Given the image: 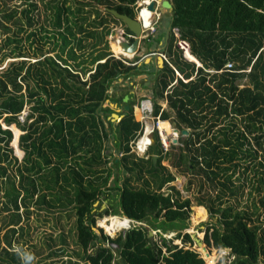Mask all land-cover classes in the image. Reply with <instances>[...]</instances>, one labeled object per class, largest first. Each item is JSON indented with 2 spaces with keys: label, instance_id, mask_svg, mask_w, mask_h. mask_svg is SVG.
<instances>
[{
  "label": "trees",
  "instance_id": "trees-1",
  "mask_svg": "<svg viewBox=\"0 0 264 264\" xmlns=\"http://www.w3.org/2000/svg\"><path fill=\"white\" fill-rule=\"evenodd\" d=\"M17 1L0 0V65L6 62L0 68V212L12 217L0 264H24L10 233L23 217L21 207L30 213L33 203L59 211L72 207L84 262L70 258L71 264H204L206 257L214 264L218 255H206L200 246L204 258L186 231L194 204L216 219L205 230L207 247L228 249L229 264H264L260 209L252 198L264 190V0H172L168 32L146 38L149 44L153 39L163 44L169 61L138 64L139 56L120 58L107 51L91 60L93 68H82L84 61H78L84 36L96 37V28L108 18L122 22L101 7L135 17L139 0ZM41 14L45 24L30 30ZM174 27L201 65L183 56ZM54 38L62 51L70 47L68 57L33 52L35 61L19 59L31 57L22 53L23 40L31 48ZM82 71L89 73L86 79ZM141 74L153 75L151 115L180 131L178 143L166 150L155 129L156 147L150 145L149 157L133 149L144 132L134 114V84L140 83V91L148 79L119 82L121 76ZM106 102L122 104L120 120L111 119L114 110ZM12 124L24 132L18 142L22 161L12 145ZM166 158L189 174L185 190L198 186L195 199L171 184L176 175L162 163ZM246 192L252 198L247 202ZM102 196L115 201L106 215H125L141 225L115 237L102 227L96 230L97 216L105 215L94 211ZM260 201L264 204L262 195ZM199 209L197 218L204 216ZM150 228L176 234H161L159 241L149 235Z\"/></svg>",
  "mask_w": 264,
  "mask_h": 264
},
{
  "label": "rangeland",
  "instance_id": "rangeland-1",
  "mask_svg": "<svg viewBox=\"0 0 264 264\" xmlns=\"http://www.w3.org/2000/svg\"><path fill=\"white\" fill-rule=\"evenodd\" d=\"M20 2L21 0L17 1V3L19 4ZM70 2L72 4L75 3L74 0H70ZM140 3H143L142 0H139L137 2L136 8H135L136 17L139 16L140 10L143 7ZM19 7L20 9H22L23 5ZM101 9L103 10V14H104L106 9L103 6L101 7ZM161 17H162L161 19L160 18L155 19L158 22L159 26H156L154 22V18L152 19L153 23L150 26V28L147 27L146 28L147 31L145 30L143 32V38L141 41L139 52L135 54V56H131V57H127L125 55L114 52V47L116 46L115 44L116 43L118 44L117 40L119 38L120 39L125 38L131 41V37L127 35L128 32L123 22H114L108 18L107 22L104 25H99L96 28L98 32L96 33V37L94 36L85 37L84 36L86 47L83 49L84 50L83 55L78 60V61H84L83 64H81L82 68L83 67H86V68L95 67V64H90V62L92 59H94V57H97V55L101 52L109 51L113 53V55L115 56L117 55L116 57L135 59V57H138V56L142 58L143 54L146 51H150L152 49L163 51L164 46L161 43L157 44V42H155L156 41L155 39H153L152 44H149L146 41V38H148L150 35H153L156 37L159 34L168 32L167 30L170 27L168 23H170L171 11H168V12L166 11L165 13L163 12L161 14ZM40 19L41 21L33 25L30 28V30L35 29V27H40L42 24H45L43 22V14H41ZM107 29H110V31ZM25 34H26L25 31L20 32L21 37H24ZM78 35L80 34L78 33ZM167 39H168V36L163 41L164 42L168 41L169 39L168 40ZM59 44H60L59 40H56L54 38L48 41L46 40L44 44H40L39 42H36L33 45V47L30 48L27 41L23 40L22 53L23 55H31V57L24 56V57H19V59H28V60L30 59L31 62H33L36 60L34 58L33 52L34 53L37 52L38 54L45 53L44 56H47L50 58L58 57L59 54H61L63 57H68V52H69L70 47L68 46L64 51H62ZM72 45L75 46L76 43L73 42ZM78 52L79 54H82L80 50H78ZM161 53L162 54L165 53L168 59H170L167 51L157 52V54H155L154 56L160 57L162 56ZM184 54L189 60L198 61L199 63V60L191 53L188 47H186L183 50V56ZM7 60L8 61L12 60V58H8ZM72 62L74 61H71V63ZM72 64L75 67L76 62ZM5 65H6V62L3 63V65H0V68H3ZM159 66H161V64ZM80 73L84 79H86L89 76V73L86 75H84L83 71ZM145 76L146 75H144L143 77ZM140 78H142V76L141 77L138 76L137 78H135V80H139ZM127 79H128V76H121V78H119V82H122L125 85L127 84ZM147 79H148V84L146 87H142L141 90L139 91L138 87H140V83H137L136 85L137 87L134 88V91H137L136 96H135L137 103L134 105V114L137 120H141L143 122L144 124L143 130H145V126L147 124H150L151 127L157 126L156 125L157 123H155L156 119L154 116L151 115L152 110H150L149 108L151 106V108L153 109V100H152L153 90L151 88L154 82L153 75H148ZM115 83L116 81H113V83L109 86V92L112 91ZM107 104L108 102L105 103V105ZM115 104L116 106L110 105L113 108L114 112L118 114L123 112L122 104H117V103ZM163 106H166V103H163ZM29 107H30V104H28L25 107L26 112L29 111ZM161 123L163 124L162 126L164 127V129H166L169 132L167 133V135H168L170 144L171 143L177 144L180 131L178 132V134L177 132L175 135L171 134L173 130L175 129L172 123H170V121H161ZM10 127L13 129V132H14V138L12 141V145L15 148V151L19 157V160L22 161L25 153H24V150L20 148L18 144V140H19L20 135L24 132L20 128H18L15 124H12ZM150 137H151V145H152V143H154L153 132L150 134ZM111 142L112 141H110V143ZM169 149H171L170 146H169ZM17 150H20L22 152L20 153ZM134 153L137 156L143 155L142 153L140 154H138L137 152H134ZM149 153L150 152L148 150L147 153L143 155L142 157H149L150 155ZM162 163L168 166L171 169V171H173L176 175V179L171 184L176 185L184 193V195L191 196L195 199V195L200 193L197 190L198 189L197 185L194 184L189 191L185 190L187 181L190 178L189 174H184L177 168L173 167L170 164V160L168 158L164 159ZM248 195H249L248 192H246L245 202H247L249 199L252 200V198H255L257 200V203L260 209L258 223H260L262 226L260 229V234L264 235V204H262L260 201L261 195L264 197V190L261 192V194H258L257 192H255L252 198H249ZM114 202L115 201L113 199V196H109V197L102 196V198L96 203L97 208L94 211H96L97 213L102 212L103 214H105L102 217L97 216L98 218L97 227L98 226L100 228L102 227L105 233H107L111 237H115L124 229H128L132 226L141 225L140 222L130 220L128 227L116 230L112 233L109 232L106 228V224L108 223L107 218L113 215L112 214L106 215V212L108 209H110V207H112V204ZM199 206H200L199 211L203 213L204 216L197 218L196 208ZM31 209L32 211L30 213H27L25 212L24 208L21 207L20 211L22 212L23 217L17 226V231L15 233H10V237L12 238V244L17 250L20 251L21 257L24 259V264H71L69 262L70 258L73 259L72 260L73 262L77 259L80 260L81 258L79 255H82L83 251L77 242L76 216H75L74 211L72 210V207H68L65 210L59 211L54 208L52 209L48 208L47 204L41 207L33 203V205L31 206ZM119 216L124 217L125 215H119ZM11 218H12L11 212H6V211L0 212V250L2 249V247L5 246L3 236L6 233V231L11 227L10 225ZM212 222H216V219L210 218L207 209L204 206L194 204L192 206L191 224L189 228L186 229V231H190V233L192 234L194 233L199 238H201L202 241L205 243L204 241L205 230L208 227V225L211 224ZM97 227H95V229H97L100 232V229ZM150 231L153 232L151 233V236L156 237V239H159V241L162 237L161 234H163V236L165 235L168 238H171L176 234V232H168V231L163 233L162 230H161L162 233L158 234L159 230L155 231L152 228H150ZM63 238L65 241H63ZM175 242L181 244V240L179 239L175 240ZM192 247L198 250L202 254V256L205 258L204 253L200 247V244L197 243L195 240H194V244L192 245ZM207 248L210 252H214L216 253V255H218V257H216V255H212L213 257L214 256L216 257L215 258L216 262L214 261L215 262L214 264H229L230 261L233 259V256L229 255V252H230L229 250H226L223 248L218 249L215 247H211V248L207 247ZM206 258H205L204 264H208ZM80 261L84 262V260H80Z\"/></svg>",
  "mask_w": 264,
  "mask_h": 264
},
{
  "label": "water",
  "instance_id": "water-1",
  "mask_svg": "<svg viewBox=\"0 0 264 264\" xmlns=\"http://www.w3.org/2000/svg\"><path fill=\"white\" fill-rule=\"evenodd\" d=\"M159 1L162 3V6L163 7L167 8V9H173V3L171 2V0H151L150 3L148 4V8L150 10L154 11V12H157L158 11V8H159V6H158V2ZM104 8L107 11L111 12L117 19L121 20L125 24V26L128 27L129 30L132 32L130 36L133 38V41L130 42L128 39L123 38L122 39V46H123V48L126 51L134 50L133 56H135V54H137L138 51H139V49H140L141 41H142V38H143V32L147 28L144 25V22L141 20V17H140L141 15H139L138 17H132L129 14L122 13V12L118 11L115 8H110V7H104ZM152 54L153 53L148 54V55L145 56V61L146 62H150L153 59V55L155 53L153 55ZM184 56H185V54H184ZM127 57H129V56H127ZM158 62L161 64V66H163L164 59L160 56V57H158ZM195 62H197L198 65H201V63H198V61H195ZM128 99H129V95H125V97H124L123 100H124V102H127ZM109 104L112 105V106H116V104L113 103V102H110ZM125 108H129V105L127 103L125 104ZM122 117H123V115H120V114L114 112V113H112L111 119L112 120H120ZM4 127H7V126L5 125ZM9 128H11V127H9ZM174 130L177 131V132H179V130L177 128H175ZM188 132H189L188 129H183L182 130V133L185 134V135ZM18 142H19V140H18ZM152 146L156 147V144L155 143H152ZM15 154L17 155L16 151H15ZM153 159H154V163L156 164L157 163V159H158V155L155 154L154 157H153ZM169 232H171V231L169 230ZM151 233H153V232L152 231L149 232V235L150 236H151ZM192 237H193V239L197 243L203 244L205 246V248H207V245L197 235H195L193 233L192 234ZM207 250H208V248H207ZM226 250H228V249H226ZM208 252H210V251L208 250Z\"/></svg>",
  "mask_w": 264,
  "mask_h": 264
},
{
  "label": "bare ground",
  "instance_id": "bare-ground-1",
  "mask_svg": "<svg viewBox=\"0 0 264 264\" xmlns=\"http://www.w3.org/2000/svg\"><path fill=\"white\" fill-rule=\"evenodd\" d=\"M145 4V3H144ZM141 7V6H140ZM139 15H141V20L144 22V25L146 27H149L152 25V19L154 18V12L152 10H150L147 6H143L140 10V13ZM158 16V15H157ZM155 22V20H154ZM137 28V27H136ZM147 31V30H146ZM118 44L116 43L115 47H114V52L118 53V54H122V55H125V56H133L134 54V50H131V51H126L123 46H122V39H118L117 40ZM186 47V46H185ZM190 55V54H189ZM117 56V55H116ZM150 102V101H149ZM118 108V107H117ZM161 118V117H160ZM32 120V119H31ZM156 123V122H155ZM163 124L160 122V127L162 129H164V127L162 126ZM151 127H147L146 129V134L144 135V137L142 138V141H141V147L142 149L145 148L146 144L151 142V137L150 135L148 134V132L150 131ZM178 134V133H177ZM160 140V139H159ZM161 145V144H160ZM18 152L21 153L20 150H17ZM107 221L108 223L106 224V228L109 232H114L116 230H119V229H122V228H125V227H128L129 226V223H130V219L126 216L122 217V216H119V215H113V216H110L107 218ZM135 225V224H134ZM150 226V225H149ZM98 228V227H97ZM101 231V230H100ZM165 236V235H164ZM162 238V237H161ZM200 246H202L206 252V255H209V252L207 250V248H205V246H203V244H200Z\"/></svg>",
  "mask_w": 264,
  "mask_h": 264
},
{
  "label": "built area",
  "instance_id": "built-area-1",
  "mask_svg": "<svg viewBox=\"0 0 264 264\" xmlns=\"http://www.w3.org/2000/svg\"><path fill=\"white\" fill-rule=\"evenodd\" d=\"M146 1H148V0H143V3L146 2ZM140 4H142V3H140ZM174 32H175V35L178 37L177 44H178L182 49H184L185 46L188 47V48H190V44H189V42L186 41V40H184V39H181V38H180L181 34H180V32H179V28H178V27H174ZM122 39H123V38H122ZM162 56H163V58H164L165 60L169 61V60H168V57L166 56L165 53H163ZM227 66H228V67H231V63H229ZM149 108H150V110H152L151 106H150ZM26 115H27V112H26L25 109H24V110L22 111V113L20 114V118H21L22 120H24ZM155 119H156V123H157L156 125H157V126H152L151 129H150V131L148 132V134L150 135L155 129H158L159 134H161L160 136H161V138H162V139H161V141H162V145H163L164 149L168 150V149H169V146L171 145L170 142H169V139H168V135H167V133H169V132H168L166 129H162V128L160 127V122L163 121V120H161L160 116H157ZM147 125H148V124H147ZM147 125L145 126V130H144L143 135H142L140 138H138V139L135 141V144L133 145V149H134L135 151H137L139 154L142 153L143 155L147 153V151H148V149H149V147H150V145H151V142H149V143L146 144V146H145L144 149H142V147H141V141H142V138L144 137V135L146 134ZM176 132H177V131L173 130V132H172L171 134H174V135H175ZM177 133H178V132H177Z\"/></svg>",
  "mask_w": 264,
  "mask_h": 264
},
{
  "label": "crops",
  "instance_id": "crops-1",
  "mask_svg": "<svg viewBox=\"0 0 264 264\" xmlns=\"http://www.w3.org/2000/svg\"><path fill=\"white\" fill-rule=\"evenodd\" d=\"M166 42H167V41H166ZM189 44H190V43H189ZM162 45H163V44H162ZM185 48H186V47H185ZM185 48H184V49H185ZM189 49H190V48H189ZM139 50H140V49H139ZM138 52H139V51H138ZM148 52H150V53H148ZM157 52H162V51L154 50V49H152V50H150V51H146V52L143 54V57L139 59L138 64H141L143 61H145V55H146V54H147V55H148V54H151V53H153V54H154V53L157 54ZM153 54H152V55H153ZM155 54H154V55H155ZM154 55H153V59H152L151 61L154 62L155 64H157V65L159 66L160 63H158V57H155ZM154 57H155V58H154ZM154 60H155V61H154ZM145 62H146V61H145ZM199 63H200V61H199ZM163 64H164V63H163ZM144 75H146V76L143 77ZM139 76H140V77L142 76V78H146V79L148 78V75H147V74H141V75H139ZM132 78L135 79V78H137V77H136V76H129L128 79H127V84H129V83H130V84H131V83L133 84V81H131ZM120 83H121L122 85H124L122 82H120ZM127 84H125V85H127ZM136 85H137V83L134 84V88L137 87ZM148 126L151 127L150 124H148ZM21 152H22V151H21ZM22 154H23V153H22Z\"/></svg>",
  "mask_w": 264,
  "mask_h": 264
},
{
  "label": "flooded vegetation",
  "instance_id": "flooded-vegetation-1",
  "mask_svg": "<svg viewBox=\"0 0 264 264\" xmlns=\"http://www.w3.org/2000/svg\"><path fill=\"white\" fill-rule=\"evenodd\" d=\"M150 1H151V0H148V1L144 2L145 4L142 3L141 5H142V6H147V7H148V4L150 3ZM142 2H143V0H142ZM171 2H172V0H171ZM158 6H159L158 11H157V12H154V11H153V12H154V15H155V16H154V20H155L156 18H160V19H161V18H162V17H161V14H162L163 12H164V13H165L166 11H167V12H168V11H171V12H172V9H167V8L163 7V6H162V3H161L160 1L158 2ZM157 15H158V16H157ZM135 17H136V16H135ZM155 24H156V26H159V24H158V22H157L156 20H155ZM127 35H128L129 37H131V36H130L131 34H129V33H127ZM132 41H133V40H132ZM132 41H130V42H132Z\"/></svg>",
  "mask_w": 264,
  "mask_h": 264
},
{
  "label": "clouds",
  "instance_id": "clouds-1",
  "mask_svg": "<svg viewBox=\"0 0 264 264\" xmlns=\"http://www.w3.org/2000/svg\"><path fill=\"white\" fill-rule=\"evenodd\" d=\"M184 50V49H183ZM161 55H162V53H161ZM162 58H163V56H161ZM164 59V58H163ZM165 61V60H164Z\"/></svg>",
  "mask_w": 264,
  "mask_h": 264
}]
</instances>
